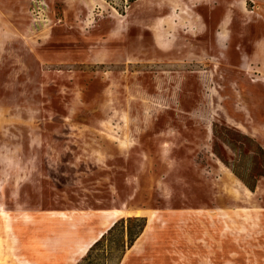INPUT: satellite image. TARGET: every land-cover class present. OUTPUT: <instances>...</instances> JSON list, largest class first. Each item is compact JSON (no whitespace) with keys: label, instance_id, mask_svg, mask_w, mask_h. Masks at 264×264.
Here are the masks:
<instances>
[{"label":"rangeland","instance_id":"rangeland-1","mask_svg":"<svg viewBox=\"0 0 264 264\" xmlns=\"http://www.w3.org/2000/svg\"><path fill=\"white\" fill-rule=\"evenodd\" d=\"M233 1L0 0V264H264V0Z\"/></svg>","mask_w":264,"mask_h":264},{"label":"crops","instance_id":"crops-1","mask_svg":"<svg viewBox=\"0 0 264 264\" xmlns=\"http://www.w3.org/2000/svg\"><path fill=\"white\" fill-rule=\"evenodd\" d=\"M238 1H241V0H234L232 2V5H236ZM242 9H243V6L241 5V11ZM233 16H234V12L232 11L231 8H229L228 10L225 11L222 20H220L216 24L215 26L216 30L214 34V39H215L216 44L223 45L225 41L229 38L227 23L229 22V20L232 19ZM156 35L159 37V40H161V43L164 45L163 47H165L167 39L163 37L162 35H159V34H156ZM153 36L155 37V34ZM157 46L161 48L160 45L157 44ZM253 47H254V51L248 55V58H250V60H254V61L261 63L260 62L262 60L261 58L264 56V33H262L260 37H258V39L255 40V42H253Z\"/></svg>","mask_w":264,"mask_h":264},{"label":"bare ground","instance_id":"bare-ground-1","mask_svg":"<svg viewBox=\"0 0 264 264\" xmlns=\"http://www.w3.org/2000/svg\"><path fill=\"white\" fill-rule=\"evenodd\" d=\"M155 39H156V42L158 45L161 46V48L163 49L164 45L160 42L159 40V37L155 34ZM117 211H113L111 212V214L109 215V219L111 220L110 223H109V226L103 230V231H100L97 236L92 239L89 243H87V245L85 247H83L80 251H79V254L83 255L116 221H115V218H116V215H117ZM123 213V212H122ZM0 214L3 215L4 217L8 216V213L4 210L3 207L0 206ZM120 214V213H119ZM24 218V217H23ZM107 223V222H106ZM16 256V255H15ZM1 260V259H0ZM5 260V259H4ZM2 263V262H1Z\"/></svg>","mask_w":264,"mask_h":264},{"label":"trees","instance_id":"trees-1","mask_svg":"<svg viewBox=\"0 0 264 264\" xmlns=\"http://www.w3.org/2000/svg\"><path fill=\"white\" fill-rule=\"evenodd\" d=\"M250 189L253 191L254 190V188L252 189L251 187H250ZM121 221L122 222H124V220L123 219H121ZM126 221L128 222V218L126 219ZM117 223H118V221L117 222H115L108 230H107V232L106 233H104L91 247H90V249L92 248V247H94V246H96L103 238H105V234H107V233H110L113 229H114V227L117 225ZM124 233H125V235H126V237H127V239L129 238V245H127L129 248L132 246V241H133V237H136L137 235H138V233H136V234H134V233H132V231H131V229L128 227V225L125 227V231H124Z\"/></svg>","mask_w":264,"mask_h":264}]
</instances>
